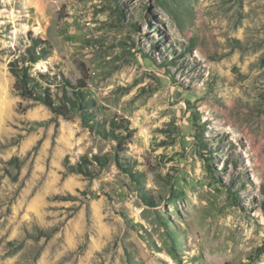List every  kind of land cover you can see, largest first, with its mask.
I'll list each match as a JSON object with an SVG mask.
<instances>
[{"label":"rangeland","instance_id":"rangeland-1","mask_svg":"<svg viewBox=\"0 0 264 264\" xmlns=\"http://www.w3.org/2000/svg\"><path fill=\"white\" fill-rule=\"evenodd\" d=\"M0 264H264V0H0Z\"/></svg>","mask_w":264,"mask_h":264},{"label":"trees","instance_id":"trees-1","mask_svg":"<svg viewBox=\"0 0 264 264\" xmlns=\"http://www.w3.org/2000/svg\"><path fill=\"white\" fill-rule=\"evenodd\" d=\"M8 72L14 78V90L20 95L21 98L39 100L46 107H48L51 113L56 117L65 118L73 110L83 111L95 106L94 101H87L84 99L83 91L86 85L81 80L76 81L75 84H72L69 81H64L63 97L58 99V103H56L49 93L45 94L44 97L37 96L33 88L30 86L32 80H34V77L28 73L26 67L20 66L18 62L14 61L8 64ZM67 91L71 93L72 97H67ZM77 100L81 106L76 104Z\"/></svg>","mask_w":264,"mask_h":264}]
</instances>
